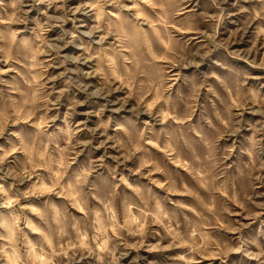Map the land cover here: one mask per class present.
<instances>
[{"label":"rangeland","instance_id":"1","mask_svg":"<svg viewBox=\"0 0 264 264\" xmlns=\"http://www.w3.org/2000/svg\"><path fill=\"white\" fill-rule=\"evenodd\" d=\"M0 264H264V0H0Z\"/></svg>","mask_w":264,"mask_h":264}]
</instances>
